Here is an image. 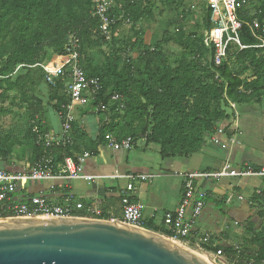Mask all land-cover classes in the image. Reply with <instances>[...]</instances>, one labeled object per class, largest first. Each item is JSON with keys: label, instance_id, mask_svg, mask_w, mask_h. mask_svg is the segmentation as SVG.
Returning a JSON list of instances; mask_svg holds the SVG:
<instances>
[{"label": "trees", "instance_id": "trees-1", "mask_svg": "<svg viewBox=\"0 0 264 264\" xmlns=\"http://www.w3.org/2000/svg\"><path fill=\"white\" fill-rule=\"evenodd\" d=\"M258 1V12L252 14L245 7L238 10V17L244 23L240 41L246 48L241 50L230 45L226 58L217 67L213 62L214 48L205 45L202 35L183 34L173 41L189 59H183L172 68L159 43L155 47L142 46L143 52L135 62L122 60L119 50L113 48L105 65L95 66L84 54V39L90 38L93 29H100L99 20L92 15V0H0V116L11 114L13 107L27 109L33 123L31 131L25 135L27 141L33 142L32 165L50 157L57 170L56 167L68 157L76 161L75 154L97 157L98 147L108 145L106 136L117 142L131 138L133 144L143 140L147 146L155 145L162 161L190 159L206 147L220 124L232 117L228 112L233 111L231 104L241 106L264 102V51L253 48L259 42L249 27L255 19L264 20V0ZM126 11L134 23L145 17L133 3ZM113 12L114 8L110 14L116 21L112 33L118 25ZM209 17L208 8L207 32L211 28ZM7 34L13 35L10 43L5 42ZM71 35L79 40L81 67L86 76L100 80L101 91L86 106L89 108L93 103L91 111L100 118L98 135L95 141L89 140L81 127L73 122L72 144L44 152L36 145L38 135L34 129L37 128L40 135L48 136L44 123L47 110L38 100L36 91L47 87L50 92L49 109L64 115V108L70 103L65 87L69 77L60 78L55 86H50L44 80L43 70L34 66L50 65L51 58L60 54L66 56V45ZM112 39L113 34L110 41ZM102 40L107 42L105 37ZM134 45L138 47L142 43L135 42ZM46 47L52 48L53 52L46 60L40 61V54ZM206 54H210L207 64L204 63ZM22 65L25 67L15 73ZM21 71L25 73L18 76ZM5 102L10 103L8 107L3 106ZM12 147L4 146L0 138L1 166L10 165ZM28 202L27 198L20 201ZM256 217L263 222L259 230H256L255 222L250 221L244 226L249 236L247 246L240 245L238 250L235 245L227 243L215 246L227 240L225 234L209 236L204 246L213 253L221 252L229 264H233L237 256L244 261L261 264L264 262V208ZM102 219L109 218L104 215ZM143 226L148 231L190 246L195 244L193 238L197 232L182 239L165 229L159 230L153 224L143 223Z\"/></svg>", "mask_w": 264, "mask_h": 264}, {"label": "crops", "instance_id": "crops-1", "mask_svg": "<svg viewBox=\"0 0 264 264\" xmlns=\"http://www.w3.org/2000/svg\"><path fill=\"white\" fill-rule=\"evenodd\" d=\"M87 109V107H78L76 109L74 112V123L81 127L86 138L95 141L98 135L100 118L92 111L84 112ZM50 111L55 113V117L51 120L48 119ZM233 112L235 116L220 124L218 132L208 139L206 147L199 154L187 160L173 159L169 164L171 166L170 169L175 170L173 176L178 179V184L174 185L175 191L172 195H168L165 183H160L158 187H153L155 180L166 179L163 174L165 165L160 162L161 158L158 150L153 145L147 146L141 140L143 146L139 147L138 141L128 151L134 154L130 163L129 158L125 157V151H115L107 145L98 147L97 157L75 154L76 162L81 166L82 173L85 176L101 177V179L94 181L29 182L17 189L15 198L20 202L22 199L27 198L30 200L34 196H44L55 203L63 204L65 203V197L72 196L74 201L98 206L108 218L119 219L122 215L120 193L127 183L124 179L114 177L153 175L154 179L151 181L137 182L135 184L132 201L144 206L143 220L145 224L150 223L159 230H164L163 216L166 213L177 211L181 204L183 195V178L181 175L202 173L204 171L217 172L226 163H230L234 170L241 168H247L254 172L260 170L263 164L264 102L247 105L241 116L238 115V106L235 107ZM44 123L47 125L50 137L61 134L62 120L55 111L51 109L46 111ZM254 126L262 128L263 132V139L261 140V147L257 156H253L246 151V141L243 142L242 140L243 137H248L249 129ZM219 131H222V133H219ZM16 157V153L12 152L11 156H9L10 165H0L2 167L0 169L10 173H21L32 165L28 164L26 167L15 166ZM33 158L34 154L32 152L31 161ZM145 170L150 171L144 173ZM166 172L172 174L170 170ZM211 180L196 181V190L205 194V200L212 198L216 203L223 205L227 208V212L222 217H218L222 221L217 224L213 223L211 229H207L208 227L201 219V215L195 225L197 234L201 237H219L221 234H225V239L227 240L224 243L233 245L231 243V238L233 237L229 235L232 233L234 236L246 234L244 226L248 222L259 223L258 229L256 228V230H259L263 222L258 220L256 215L264 208V180L260 177ZM109 181H117V187L107 183ZM137 185L141 187L137 188Z\"/></svg>", "mask_w": 264, "mask_h": 264}, {"label": "built area", "instance_id": "built-area-1", "mask_svg": "<svg viewBox=\"0 0 264 264\" xmlns=\"http://www.w3.org/2000/svg\"><path fill=\"white\" fill-rule=\"evenodd\" d=\"M245 0H209L210 10V31L205 35L204 43L207 47L214 48V64L220 66L226 58L227 50L230 45H236L240 49V31L243 22L238 17V10L245 7ZM113 4L108 0H98L93 5L92 15L99 20L102 36L106 40H111L112 27L116 21L110 16ZM249 26V24L246 23ZM259 44L253 48L264 51V20L261 22L255 19L249 26ZM79 40L75 35H71L66 45L67 55L59 58L50 65H36L44 72V80L50 86H55L56 81L66 76L69 82L65 85L67 95L70 99L69 105L65 109V114H60L62 120L61 134L50 137L42 136L37 128L34 133L38 135L36 145L47 152L52 148L66 147L72 144L71 124L74 122V112L76 109L88 106L90 100L101 91L100 80L88 78L81 67V56L79 54ZM25 66H19L17 73ZM264 79V75H263ZM232 109L235 105L231 104ZM222 133V131H219ZM107 146L115 151H130L133 147L131 138L117 142L113 137L106 136ZM263 164L258 172L247 168L234 170L230 163H226L217 172L187 173L181 175L183 178V195L180 207L177 211L166 213L163 216V226L168 232L174 234L176 238H189L193 236L195 225L198 218L202 215L205 207V194L196 190L195 183L198 180H211L221 178H248L260 177L264 180V141L262 144ZM53 167L52 158L48 157L34 165L28 166L21 173H10L0 169V219L6 217H77L89 220L118 222L130 227L145 229L143 226L144 206L132 201L135 184L137 182H148L154 179L153 175H126L115 176L117 179L126 180V187L120 193L121 218L102 219L104 213L94 205H87L82 202L74 201L72 196H68L65 203L58 204L44 196H34L28 203H20L15 198L17 189L29 182L47 181H70L86 180L94 181L101 177L85 176L81 166L73 159L66 158L64 163ZM229 202V200H228ZM146 230V229H145ZM209 236L201 237L198 234L193 238L195 244L200 247L206 245ZM239 249V245H235ZM217 258H227L217 252L213 254ZM228 261V260H227ZM233 264H253L252 261H244L240 256L236 257ZM261 264H264L262 262Z\"/></svg>", "mask_w": 264, "mask_h": 264}, {"label": "rangeland", "instance_id": "rangeland-1", "mask_svg": "<svg viewBox=\"0 0 264 264\" xmlns=\"http://www.w3.org/2000/svg\"><path fill=\"white\" fill-rule=\"evenodd\" d=\"M97 1L98 0H92V4L94 5ZM108 1L113 4V15L118 20V25L112 33V41H103V36L100 29H93L90 38L84 39V54L87 59H91L93 61V64L95 66H104L106 58L110 56L113 48H115V50H119V54L122 57V60L130 59L131 61L135 62L143 52L142 46L155 47V45L159 43L163 48V54L168 64L172 68H174L178 66L180 61H182L183 59L187 60L189 58L188 56H185L183 49L179 47L173 40L179 38L183 34H196L198 36L202 35L204 38L207 34L205 21L207 17L209 0H151V2H148V0ZM245 1V8L249 9L252 14L256 11H259L260 2L258 0ZM131 3L138 6L140 8V11L145 14V17H143L137 23L133 22V20L130 18V14L126 11L127 7ZM78 9L81 10L80 8ZM12 27L13 24L11 28ZM12 36V34H7L5 42L10 43ZM135 42H141L142 45L135 47ZM52 52V48L46 47L44 49V53L40 54V61L44 59L46 60L47 56L50 57ZM61 57H63V54L51 58L49 63L51 64L53 62H56ZM209 62L210 54H206L204 56V63L207 64ZM24 73V71H21L17 75L20 76ZM43 87L44 88H42V90L38 89L36 91V96L38 100L42 102L43 108L49 111L50 92L47 87ZM9 104V102H5L3 106L8 107ZM92 107L93 103H90L89 108L84 112L91 111ZM246 107L247 105L238 106V115L241 116L243 110ZM228 112L232 115V117L230 118L232 119L235 116L234 112L232 110H228ZM54 117L55 113L50 111L48 114V119L51 120ZM32 126L33 123H31L29 114L25 107H13L11 114L7 116H0L1 142L4 143V146H6L7 144L13 146L12 152H15L17 156L15 160V166L26 167L28 164H32L31 154L33 142L31 143V141H27L25 138L26 133L31 131ZM262 139V128H257L255 126L249 129L247 138H242L243 142L246 141V151L253 156L258 155V150H260ZM138 146H143V143L139 141ZM153 147L156 148V150H159L155 145H153ZM125 155L126 158H129L130 163L131 157L134 155L133 152L129 153L128 151H125ZM172 161L173 159L164 161H161L160 159L161 164L165 165L163 174L166 176V179H157L153 182V187H158L160 183H165L167 186L168 195L174 194V185L178 184L177 177L173 176L175 170H171V166H169ZM167 170H170L172 174L167 173ZM148 171L150 170H145L144 173ZM107 183L117 187V181H109ZM148 186L150 187V185ZM140 187V185H137V188ZM226 212L227 208H225L221 204L216 203L212 198H210L205 202V208L202 213L201 219L204 223H206V227H208L207 229H211L213 227V223L217 224L219 223V221H222L219 220L218 217H222ZM258 224L259 223H256L257 229L259 227ZM229 236L233 237L231 238V243L233 245L247 246V238L249 237L247 234L237 236L235 235V237L232 233ZM223 243L224 242L221 241L220 243L215 244V246L222 245ZM200 247L210 254H214L213 251H210L209 248L201 245ZM219 259L229 264V262L225 258Z\"/></svg>", "mask_w": 264, "mask_h": 264}, {"label": "water", "instance_id": "water-1", "mask_svg": "<svg viewBox=\"0 0 264 264\" xmlns=\"http://www.w3.org/2000/svg\"><path fill=\"white\" fill-rule=\"evenodd\" d=\"M0 264H227L194 244L118 222L0 219Z\"/></svg>", "mask_w": 264, "mask_h": 264}]
</instances>
